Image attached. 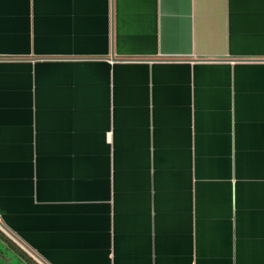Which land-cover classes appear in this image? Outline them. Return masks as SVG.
Returning a JSON list of instances; mask_svg holds the SVG:
<instances>
[{
  "label": "crops",
  "instance_id": "1",
  "mask_svg": "<svg viewBox=\"0 0 264 264\" xmlns=\"http://www.w3.org/2000/svg\"><path fill=\"white\" fill-rule=\"evenodd\" d=\"M0 231L38 264H264V0H0Z\"/></svg>",
  "mask_w": 264,
  "mask_h": 264
},
{
  "label": "water",
  "instance_id": "2",
  "mask_svg": "<svg viewBox=\"0 0 264 264\" xmlns=\"http://www.w3.org/2000/svg\"><path fill=\"white\" fill-rule=\"evenodd\" d=\"M113 58V56H110ZM8 249L13 255L8 257L4 254V251ZM15 260V262H12ZM0 264H38L33 258L24 253L15 243L8 240L3 233L0 231Z\"/></svg>",
  "mask_w": 264,
  "mask_h": 264
},
{
  "label": "rangeland",
  "instance_id": "3",
  "mask_svg": "<svg viewBox=\"0 0 264 264\" xmlns=\"http://www.w3.org/2000/svg\"><path fill=\"white\" fill-rule=\"evenodd\" d=\"M12 262H15V260H13Z\"/></svg>",
  "mask_w": 264,
  "mask_h": 264
}]
</instances>
